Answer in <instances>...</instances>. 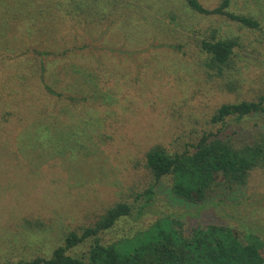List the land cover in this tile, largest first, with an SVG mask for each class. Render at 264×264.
<instances>
[{"label": "rangeland", "instance_id": "obj_1", "mask_svg": "<svg viewBox=\"0 0 264 264\" xmlns=\"http://www.w3.org/2000/svg\"><path fill=\"white\" fill-rule=\"evenodd\" d=\"M200 1L209 9L221 2ZM179 11L180 16L184 13L183 24L194 26L195 34L187 37L177 32L165 13L153 14L159 16L158 25L174 27L175 34L167 40L136 23L121 28V16L93 32L87 22L48 19L44 12L32 21V16L21 15L31 27L29 34L17 29L20 13L10 15L0 0V78L13 68H22L23 62L28 66L43 60L38 78L44 72L45 81L63 97L43 87L37 111L64 108L75 117L83 115L78 124L70 123L78 126L79 140L67 145L69 154L44 164L23 161L22 167L12 170L20 174L18 184L0 185V264L49 258L64 244V236L93 226L117 203L129 204L132 212L100 234L105 244L134 238L166 218L179 221L187 236L210 223L231 227L243 240L254 235L264 243L263 170H254L244 187L233 192L215 189L208 201L194 204L174 197L171 177L156 183L146 168V153L154 146L173 152L193 150L204 133L241 142L264 119H232L227 125L211 121L223 104L264 96V30ZM230 11L264 22V0H233ZM210 28L221 30L216 36L242 40L244 49L238 50L235 64L241 81L232 92H222L224 80L203 67L198 31ZM38 50L49 55L40 58ZM74 68L82 73H73ZM64 157L69 158L67 164ZM149 189L153 190L151 200L146 198ZM16 215L26 219V225L18 220L7 222ZM90 244L77 247L74 255L85 253Z\"/></svg>", "mask_w": 264, "mask_h": 264}, {"label": "trees", "instance_id": "obj_2", "mask_svg": "<svg viewBox=\"0 0 264 264\" xmlns=\"http://www.w3.org/2000/svg\"><path fill=\"white\" fill-rule=\"evenodd\" d=\"M3 1L10 15L20 13L17 29L29 34L31 27L22 16L28 14L32 16L29 21H32L33 17L44 15L43 12L48 15V19L69 17L77 24L87 22L94 27L93 32L104 22H110L112 17L116 19L121 16V28L136 23L148 32L151 29L161 37L166 36L165 40L173 36L175 30L169 23L158 25V13L170 16L179 29L177 32H182V35L189 37L190 33L196 32L194 26L183 24L184 13L180 16L179 10L197 16L226 18L242 28L264 30V22L262 24L252 16L230 11L233 0H221L214 9L205 7L200 0H180L179 3L176 0ZM116 20H112L113 23ZM10 24L11 21L7 20L6 25ZM220 31L218 28L198 31L202 37L198 46L205 56L202 59L203 67L211 75L224 80L222 92H232L241 81L238 78L240 69L235 64L236 57H240L238 50L244 49V46L240 37L216 36V32L218 34ZM136 32L133 31L132 36ZM35 53L40 58L41 54L49 55V52L42 53L39 50ZM40 62L44 63L43 60ZM40 62L28 66L23 62L22 68H13L4 79L0 78V185L18 184L20 174L12 170L14 167H22L23 161L35 165L44 164L58 155L69 154L67 145L76 144L79 140L76 139L78 126L70 123L73 120L78 124L83 115L75 117L64 108L37 111L44 88L58 98L63 97L45 81L44 72L38 78ZM3 72L5 74V69ZM72 72L77 75L82 73L78 68L72 69ZM87 115L90 118V113ZM256 116H264V96H259L257 100L223 104L217 108L211 121L227 125L232 119L243 122ZM247 133L251 134L250 138L241 142L204 133L193 150L183 152L169 151L163 145L154 146L146 153V168L156 183L171 177L172 194L178 200L203 204L215 189L233 192L247 185L254 170L264 171V119L261 118L253 125V132ZM64 158L67 164L69 158ZM22 175L31 177L29 173ZM152 197L153 190H147V200ZM131 212L129 204L117 203L93 226L83 228L80 233L70 232L64 236V244L56 247L49 258L37 257L31 261L11 264H264V243L258 237L247 235L243 240L231 227L218 224L199 226L187 236L179 221L166 218L134 238L105 244L100 234L129 217ZM16 220L26 225V219L20 215L7 222L12 224ZM87 241L91 242L88 250L74 255L73 251Z\"/></svg>", "mask_w": 264, "mask_h": 264}]
</instances>
